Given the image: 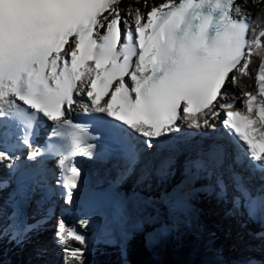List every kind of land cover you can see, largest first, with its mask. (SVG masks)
<instances>
[{"label":"snow or ice","instance_id":"snow-or-ice-1","mask_svg":"<svg viewBox=\"0 0 264 264\" xmlns=\"http://www.w3.org/2000/svg\"><path fill=\"white\" fill-rule=\"evenodd\" d=\"M122 3L0 0V160L14 163L23 145L43 172L38 158L58 157L56 184L71 204L82 176L76 157L92 158L100 147L123 161L118 179L166 178L178 159L162 138L184 126L215 129L223 112L224 129L242 142L246 156L223 143L197 144L189 178L193 169L211 174L221 196L231 194L234 209L244 207L248 220L264 224V0H132L123 9ZM253 56L260 60L255 91L241 93L240 108L221 102L226 85L238 83L236 72L249 75ZM77 104L85 115L96 114L100 135L69 118ZM48 121L45 145L33 148L32 138ZM13 124L23 135L9 143ZM157 155L163 157L158 165ZM56 234L64 245L86 243L62 218ZM258 237L264 240V232ZM207 238L214 241L215 232L208 230ZM64 251L65 264H84L82 248ZM242 264H264V258Z\"/></svg>","mask_w":264,"mask_h":264},{"label":"bare ground","instance_id":"bare-ground-1","mask_svg":"<svg viewBox=\"0 0 264 264\" xmlns=\"http://www.w3.org/2000/svg\"><path fill=\"white\" fill-rule=\"evenodd\" d=\"M158 0H149V3L157 2ZM132 0H123V3L121 4V8H125L129 3H131ZM142 7V5H141ZM249 8L253 13H255L258 8L249 5ZM123 14V13H122ZM255 28L256 26L253 25ZM258 61L257 56L252 57V62L249 66V74L253 71L254 62ZM238 79H240L242 76L236 74ZM241 84H245L241 82ZM237 83L236 85H233L231 83H228V86L231 88L233 92H238L240 85ZM1 162V161H0ZM2 163H5V161L2 160ZM11 163H13L11 161ZM210 208L212 209V216L214 217L215 222H217V226L219 228L218 231H215V234H218V238L222 240L230 239V242H234L236 239H239L241 226L237 224V221L233 219L230 215L226 216L224 213L220 212V207L215 202L210 201L209 202ZM177 240L173 239L171 242H159L153 246L158 248V253L160 254V258L158 260L157 264H204L205 259L200 257V252L197 250L195 251L192 248H195L196 246L193 245L191 248L189 247H180L177 244ZM179 243V242H178ZM260 246H263L264 243L258 242ZM146 246L141 244L140 240H137L136 246L133 248V251L129 252L127 254V257L125 258V261L121 263L118 259L114 260L115 255L111 256L109 258V261H98V262H91L90 264H147L145 260V251ZM198 252V254L196 253ZM209 257H215L216 255L211 253L210 251L207 252ZM232 258L237 262V260L240 259V256L236 253H233ZM208 260V259H207ZM211 260V259H209ZM2 261V259H1ZM210 264V263H209Z\"/></svg>","mask_w":264,"mask_h":264},{"label":"rangeland","instance_id":"rangeland-1","mask_svg":"<svg viewBox=\"0 0 264 264\" xmlns=\"http://www.w3.org/2000/svg\"><path fill=\"white\" fill-rule=\"evenodd\" d=\"M185 247L191 248L192 246H185ZM192 249H194L195 251H197L195 248H192ZM143 252H145V251L143 250ZM196 253L198 254V252H196Z\"/></svg>","mask_w":264,"mask_h":264}]
</instances>
